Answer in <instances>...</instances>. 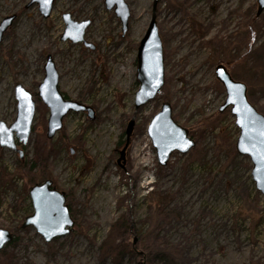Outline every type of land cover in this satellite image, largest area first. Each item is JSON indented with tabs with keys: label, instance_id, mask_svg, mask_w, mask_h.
<instances>
[{
	"label": "rangeland",
	"instance_id": "obj_1",
	"mask_svg": "<svg viewBox=\"0 0 264 264\" xmlns=\"http://www.w3.org/2000/svg\"><path fill=\"white\" fill-rule=\"evenodd\" d=\"M125 2L123 34L104 0H54L47 18L33 0H0V22L14 17L0 43V122L15 121L16 85L35 102L27 144L0 147V229L15 238L0 264H264V197L235 151L234 117L218 112L225 91L214 72L222 65L264 115V11L256 16L257 0L160 2L164 85L135 110L136 54L153 0ZM65 13L89 21L83 39L93 50L60 40ZM47 57L62 96L89 109L68 113L51 140L37 97ZM164 103L195 146L160 167L147 127ZM43 178L65 194L73 222L50 243L22 228L33 213L28 189Z\"/></svg>",
	"mask_w": 264,
	"mask_h": 264
},
{
	"label": "water",
	"instance_id": "obj_2",
	"mask_svg": "<svg viewBox=\"0 0 264 264\" xmlns=\"http://www.w3.org/2000/svg\"><path fill=\"white\" fill-rule=\"evenodd\" d=\"M162 1L165 0H153L152 17L137 48L136 81L139 86L134 98L135 110L154 99L164 85L163 46L155 18V9ZM33 2L39 4L38 9L43 18L49 17L54 0H47V2L33 0ZM104 5L108 11L113 9L124 34L130 18V9L125 0H104ZM263 11L264 0H257L256 16ZM61 17L65 29L60 40L69 41L72 44L81 43L85 48L93 50L94 47L83 39L85 30L90 24L89 21H73L68 13ZM13 19L14 17H7L0 22V43ZM43 70L44 77L38 86L37 97L48 109L46 138L51 140L61 130L62 120L68 113L88 112L89 109L76 102L66 100L62 96L58 89L59 76L50 57L46 58ZM215 75L225 91V100L218 112L222 113L229 108L230 114L234 117L235 126L239 130L235 151L238 155L249 159L252 165L251 178L255 189L264 197V115L258 113L248 102L245 85L234 81L222 65L216 67ZM23 93H26L27 96L25 97ZM14 95L17 102L15 121L9 127L0 122V147L11 151L17 150L14 138L23 146L27 144L35 115V102L28 91L21 85H16ZM133 126L132 119L125 130L124 146L116 161L118 165L124 159ZM147 136L155 150L157 164L160 167L167 165L173 153L185 155L195 146L194 141L188 136V131L174 123L171 117V108L166 103L150 120ZM28 195L33 213L25 219L22 228L34 229L45 243H50L54 239L65 237L70 233L73 222L66 205L65 194L57 191L51 181L46 180L34 184L28 189ZM0 232L3 233V237L0 238L1 252L13 237L7 230L0 229Z\"/></svg>",
	"mask_w": 264,
	"mask_h": 264
},
{
	"label": "trees",
	"instance_id": "obj_3",
	"mask_svg": "<svg viewBox=\"0 0 264 264\" xmlns=\"http://www.w3.org/2000/svg\"><path fill=\"white\" fill-rule=\"evenodd\" d=\"M46 180H48V179H44V178L42 179L43 182L46 181ZM152 196H153V193H148V197H152ZM14 241H15V238H13L12 241L8 245L14 243Z\"/></svg>",
	"mask_w": 264,
	"mask_h": 264
},
{
	"label": "snow or ice",
	"instance_id": "obj_4",
	"mask_svg": "<svg viewBox=\"0 0 264 264\" xmlns=\"http://www.w3.org/2000/svg\"><path fill=\"white\" fill-rule=\"evenodd\" d=\"M45 2H47V0H45ZM23 95L26 97L27 96V94L26 93H23ZM3 237V233L2 232H0V238H2Z\"/></svg>",
	"mask_w": 264,
	"mask_h": 264
},
{
	"label": "flooded vegetation",
	"instance_id": "obj_5",
	"mask_svg": "<svg viewBox=\"0 0 264 264\" xmlns=\"http://www.w3.org/2000/svg\"><path fill=\"white\" fill-rule=\"evenodd\" d=\"M215 72V71H214ZM59 85V84H58Z\"/></svg>",
	"mask_w": 264,
	"mask_h": 264
}]
</instances>
